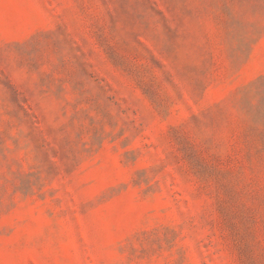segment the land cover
<instances>
[{"label": "rangeland", "instance_id": "374dc122", "mask_svg": "<svg viewBox=\"0 0 264 264\" xmlns=\"http://www.w3.org/2000/svg\"><path fill=\"white\" fill-rule=\"evenodd\" d=\"M0 264H264V0H0Z\"/></svg>", "mask_w": 264, "mask_h": 264}]
</instances>
